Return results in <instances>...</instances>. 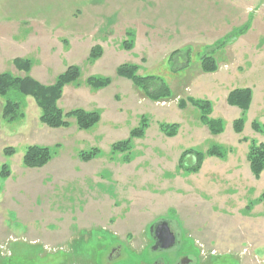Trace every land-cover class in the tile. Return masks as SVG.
<instances>
[{
    "label": "rangeland",
    "instance_id": "obj_1",
    "mask_svg": "<svg viewBox=\"0 0 264 264\" xmlns=\"http://www.w3.org/2000/svg\"><path fill=\"white\" fill-rule=\"evenodd\" d=\"M8 25L0 74L25 75L14 65L18 57L11 60L13 51L6 55L13 43H21L34 61L30 74L32 66L40 76L52 65L81 68L78 83L63 89L59 105L65 111L97 110L86 108L89 103L111 110L100 97L81 91L92 89L91 75L122 77L117 69L123 63L137 64L140 75L162 76L172 96L152 107H131L135 116L147 113L151 122L145 138L132 140L129 163L123 158L127 153L112 152L132 125L122 123L120 115L112 118L114 125L103 119L88 130L79 129L73 118L67 127L52 128L40 120L36 99L27 96L24 117L9 122L2 117L5 98L0 97V264H174L180 254L194 264H264V172L257 179L247 159L249 140L264 142V131L252 127L254 121L264 124V0H0V26ZM127 32L134 42L130 50L123 46ZM95 46L102 54L89 62ZM207 52L215 57V71L202 68L200 58ZM151 58L158 62L153 67ZM200 71L206 73L197 75ZM240 87H250L254 100L244 131L237 134L233 120L241 113L229 107L227 97ZM192 96L212 102L210 116L224 122L221 134L208 131L193 104L179 109V100ZM158 121L179 122L183 132L173 139L155 138L156 130L161 132ZM193 123L207 131H189ZM35 144L51 147L56 162L71 158L79 175L40 184L45 171L23 162L27 147ZM213 145L225 147L224 159L206 156L198 172L185 169L192 156L179 166L183 151L206 152ZM94 147L101 150L96 158L81 161L79 153ZM11 148L14 153L7 155ZM4 165L7 177L13 172V211L4 193L10 189L1 175ZM83 203L90 205L87 210ZM162 219L171 222L179 243L154 251L150 229Z\"/></svg>",
    "mask_w": 264,
    "mask_h": 264
},
{
    "label": "trees",
    "instance_id": "obj_2",
    "mask_svg": "<svg viewBox=\"0 0 264 264\" xmlns=\"http://www.w3.org/2000/svg\"><path fill=\"white\" fill-rule=\"evenodd\" d=\"M249 26H245L239 32L243 34ZM130 32H127V39L123 41L125 49L130 50L134 47L133 39L130 38ZM225 41H221L216 47H221ZM178 51H174L176 55ZM102 54L100 47L95 46L88 57L89 62H94ZM173 59V58H171ZM202 68L204 71L212 72L217 70L218 66L213 54L204 53L201 56ZM188 63V61H187ZM17 69L25 71V75L19 76L11 73L0 74V97L5 98L2 117L11 122L24 117L23 106L24 99L32 96L36 99L37 104L42 110L40 120L52 128L67 127L71 124V119H75L79 129L88 130L98 124L101 120V112L99 110H88L84 108H75L69 111L63 110L59 105L62 97L63 89L67 84L78 83L81 76V68L78 65H69L65 71L59 74L56 80L51 84H44L30 74L32 61L28 58L18 57L14 60ZM139 66L133 63L121 64L117 72L120 76L126 77L142 89L147 97L152 100L168 99L172 96V90L168 82L160 75L148 74L140 75L138 73ZM112 82L108 76L91 75L87 78V84L93 90H99L107 87ZM253 101V91L250 87H240L230 91L227 102L231 106H237L241 109L242 114L233 121V129L237 134H241L245 127V113L249 110ZM188 102L193 104L200 111V119L206 124L213 135L221 134L224 131V122L221 119L212 118L210 115L213 111V104L209 99H198L189 97L188 99H180L179 107L185 109ZM149 117L143 115L137 126L131 129L128 138L115 142L112 145L113 153H127L126 159L130 160V151L132 150V140L135 138H143L150 126ZM253 130L261 133L264 131V124L257 121L252 123ZM159 128L163 134L168 137L176 136L179 132L180 125L177 122H161ZM244 141L249 139L243 138ZM14 148L5 150V153L13 154ZM98 147L92 148L90 151H81L79 156L82 160L88 161L95 158L99 153ZM226 149L220 145L211 146L206 152L195 149L185 150L179 160V166L183 167V163L188 156L194 158V162L185 169L190 172H198L206 156H215L224 158ZM53 149L49 146L30 145L27 147L23 157L26 167L38 168L46 165L54 156ZM247 159L250 169L254 176L259 179L264 172V142H258L253 139L249 140V149ZM9 169L3 166L1 175L7 177ZM264 196V194H263Z\"/></svg>",
    "mask_w": 264,
    "mask_h": 264
},
{
    "label": "crops",
    "instance_id": "obj_3",
    "mask_svg": "<svg viewBox=\"0 0 264 264\" xmlns=\"http://www.w3.org/2000/svg\"><path fill=\"white\" fill-rule=\"evenodd\" d=\"M6 23L5 24H7L9 21L8 20H6L5 18L3 19ZM14 22V21H13ZM10 31H11V29L9 28V25H8V28L7 27H1L0 26V46H1V48H0V51H2V52H0V54H2V53H5V51L7 52L8 51V42H9V40H8V36H9V33H10ZM13 34H14V32H13ZM8 35V36H7ZM12 38V37H11ZM13 41H15L14 39H13ZM22 44L21 43H13V50H11V52H8L6 55L7 56H10L11 55V53H12V51H13V56L12 57H10L11 58V60H14L16 57H21V58H28L27 57V52L28 51H26V49L24 50L23 48H22ZM17 49V50H16ZM20 52V53H19ZM51 52H52V50H51ZM5 55V56H6ZM6 56V57H7ZM107 57V56H106ZM9 58V59H10ZM13 58V59H12ZM4 59H5V57H4ZM8 59V60H9ZM28 59H30V60H32L31 58H28ZM151 59H153V58H151ZM163 60V59H162ZM156 59L154 58L153 60H152V62L150 63V67H153V66H155L158 62L156 61ZM32 62H33V65H34V61L32 60ZM62 62H65V59L63 60L62 59ZM100 62V61H99ZM70 63H75V62H70ZM69 63H63L62 65H63V67H61L60 65L56 68V69H53L54 68V66L52 65V67H50L49 66V68L47 67V70H48V73H45V75L43 76H40L39 74H38V72H34V70H33V67L34 66H32V71H31V74H32V76L33 77H35L36 79H38L39 81H41V82H43V83H46V84H50V83H53L54 81H55V76H57V75H59L60 73H62L63 71H65L66 70V68H67V65H68ZM190 66V65H189ZM54 70V71H53ZM56 71V72H55ZM204 73H206V72H203V71H200V72H197V75H203ZM162 77V76H161ZM194 81V80H193ZM183 85H186V87L185 88H187V87H191V83H188V84H186V83H182V86ZM115 88V89H113V91H111L110 89L111 88ZM69 90V89H68ZM67 90V91H68ZM91 91V92H90ZM85 92V94L87 95V96H89V97H91V98H93V97H96V99H98V97H100L101 98V102H104L103 104H107L106 106H111V110H106V109H103L104 111H102V109H100L99 107H98V105H92V103H89L87 106H86V108L87 107H90L89 109H97V110H99L100 112H101V120H100V122H102V120L104 119V122H107V123H109V124H111V125H114V124H116V123H113L114 121H112L113 119L112 118H114V119H116V116H115V114L117 115V116H119L120 115V118H123V121H122V123H124V124H129L128 122H130L132 125H131V127L132 128H134L135 126H137L138 124H139V122H140V119H141V117L143 116V115H145V116H147V117H150V116H148L147 115V113H143V114H140V115H136L135 116V114H133L131 111V107L135 104V103H138V104H141V105H145V106H148V107H152V104H154V102H156L155 100H150V98L149 97H147L146 95H145V93H144V91L142 90V89H139L134 83H133V81H131V80H129V79H127V78H124V77H115V78H113V81H112V83L110 84V85H108L107 87H105V88H102V89H99V90H96V91H93L92 89H90L89 90V92H88V89H85V90H83V91H81V93H84ZM69 93H71L72 95L71 96H76L77 97V93L75 92V90L73 89V88H71V90H69ZM76 93V94H75ZM90 93V94H89ZM108 93H111V95H112V97L110 98V100H107V98H102L101 96L103 95V94H105V95H108ZM113 93H114V95H113ZM229 93V92H228ZM253 96H254V94H253ZM62 97H64V94H63V96ZM192 97H194V96H192ZM118 98H121V100H118ZM196 98V97H195ZM254 100V99H253ZM122 102H124L125 104H123ZM113 103H114V105H113ZM117 103H120L121 105H117ZM252 103H253V101H252ZM124 105H126V108H124L123 106ZM229 105V104H228ZM178 107H179V105H178ZM229 107H232V108H234V109H237L236 111H238L237 113H241L242 114V111L240 112V108L239 107H236V106H231V105H229ZM186 108H188V107H186ZM186 108L185 109H182V110H186ZM251 108H252V104H251V106H250V108H249V110L248 111H250L251 110ZM88 109V108H87ZM179 109H181V108H179ZM106 111H108L107 112V114H106ZM213 112H214V108H213ZM128 113V114H127ZM104 114L107 116V117H104ZM122 116V117H121ZM138 116H139V122L137 121L138 120ZM108 118V119H107ZM128 118V119H127ZM151 118V117H150ZM110 119V120H109ZM132 119V122L130 121ZM236 119V118H235ZM234 119V120H235ZM107 120V121H106ZM201 120V119H200ZM233 120V121H234ZM151 122V121H150ZM201 122H202V120H201ZM158 123L160 124L161 123V121L159 122L158 121ZM177 123H179V122H177ZM203 123V122H202ZM109 124H107V125H109ZM204 124V123H203ZM245 124H246V122H245ZM179 125H180V128H179V132H178V134L176 135V136H173V137H168V136H166L165 134H163L162 132H158L157 130H156V134H155V138H161V136L162 137H167V138H169V139H173V138H176V137H178L179 135H180V133L181 132H183V129H184V127L183 126H181V124L179 123ZM206 125V124H205ZM134 126V127H133ZM158 126V125H157ZM131 127H129V125H128V127H127V132H129V134H130V131H131ZM150 127V126H149ZM159 127V126H158ZM195 129V130H199V129H201V130H204V133H205V127L202 125V124H198V123H193V125L191 126V127H189V131L190 130H192V129ZM245 128V127H244ZM149 129V128H148ZM147 129V130H148ZM160 129V128H159ZM161 131V130H160ZM206 131H207V129H206ZM208 131L210 132V130H209V128H208ZM75 132H78L77 130L75 131ZM146 133H147V131H146ZM162 133V134H161ZM146 136V135H145ZM145 136L143 137V138H145ZM143 138H137V139H143ZM137 143H138V141H136ZM164 142H160V144L162 145ZM114 144V143H113ZM133 146H134V141H133ZM208 150V149H207ZM184 152V151H183ZM182 152V153H183ZM182 155V154H181ZM181 155H180V158H181ZM226 157V156H225ZM224 157V158H225ZM96 158V157H95ZM95 158H93V159H95ZM124 158V161L125 162H127V163H129L130 161L129 160H127L126 159V156L125 157H123ZM180 158H179V160H180ZM219 158V157H218ZM224 158H220V159H224ZM61 159V158H60ZM93 159H91V160H93ZM80 160L81 161H84V162H90L91 160H88V161H85V160H82L81 158H80ZM205 160V159H204ZM57 160H56V157L55 158H53L52 160H51V162L49 161L45 166H43V167H41V168H37V169H41V170H44L45 171V175H44V177L42 178L41 177V180L39 181V183L40 184H44V182H49L50 180H57V181H60V180H62V178H64L65 180H68V179H70V178H75V177H77L78 175H79V172H78V170L76 169V166L74 167V164H73V162H72V160H71V158H67V159H65V160H62V161H60V162H56ZM129 161V162H128ZM28 169H33V170H35L34 168H28ZM29 175V174H28ZM35 174H31L30 173V178H32L33 180H35L36 179V177L34 176ZM36 175H38L37 173H36ZM39 176V175H38ZM4 180H7V184L9 185V187H10V189L9 190H5L4 191V193H8V195H7V199H6V201H7V203L8 204H10V206L12 207V211H13V172H11V175H9V177H7V178H5ZM73 180V179H72ZM35 181H37V179L35 180ZM62 181H64V180H62ZM10 183V184H9ZM7 185V186H8ZM35 185V184H34ZM37 185V184H36ZM87 198H88V196L87 195H85V196H83V198H82V200L83 201H86L87 200ZM8 199H9V201H8ZM41 200V199H40ZM42 201V200H41ZM44 202H45V200H43ZM81 206L82 207H85L86 208V210H87V208L90 206H88V204L87 205H85V203H83V204H81ZM88 206V207H87ZM91 207H94V208H96L94 205H91ZM78 212V214L80 213L78 210H76L75 211V213H77Z\"/></svg>",
    "mask_w": 264,
    "mask_h": 264
},
{
    "label": "water",
    "instance_id": "obj_4",
    "mask_svg": "<svg viewBox=\"0 0 264 264\" xmlns=\"http://www.w3.org/2000/svg\"><path fill=\"white\" fill-rule=\"evenodd\" d=\"M156 231L159 239L163 242V248H171L176 243V234L171 229L169 220H160L151 227V231Z\"/></svg>",
    "mask_w": 264,
    "mask_h": 264
},
{
    "label": "flooded vegetation",
    "instance_id": "obj_5",
    "mask_svg": "<svg viewBox=\"0 0 264 264\" xmlns=\"http://www.w3.org/2000/svg\"><path fill=\"white\" fill-rule=\"evenodd\" d=\"M162 220H164V219H162ZM156 223H157V222H156ZM156 223H154V225H155ZM169 224H170V226H171V229L175 232V230L173 229V226L171 225V222H170V221H169ZM175 234H176V232H175ZM150 238H151L152 241H153V244H152V246H151V249L154 250V251H166V250H170V249L176 247L177 244L179 243L178 238H177V234H176V243H175V245L172 246L171 248H168V249L163 248V247H162V243H163V242L159 239V237H158L156 231L154 230V231L152 232L151 229H150ZM115 249H116V250H115ZM117 250H120V247L114 248V249L112 250V252H113V251H117ZM174 264H194V262H193V259H192L191 257H189L187 254H180V255L177 256V258H176Z\"/></svg>",
    "mask_w": 264,
    "mask_h": 264
}]
</instances>
